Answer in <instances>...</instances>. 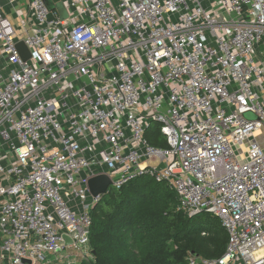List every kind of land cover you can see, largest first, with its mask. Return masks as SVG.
I'll use <instances>...</instances> for the list:
<instances>
[{"label": "built area", "instance_id": "built-area-1", "mask_svg": "<svg viewBox=\"0 0 264 264\" xmlns=\"http://www.w3.org/2000/svg\"><path fill=\"white\" fill-rule=\"evenodd\" d=\"M1 1L0 264L92 260L98 174L219 218L223 254L185 264H264V0Z\"/></svg>", "mask_w": 264, "mask_h": 264}, {"label": "trees", "instance_id": "trees-1", "mask_svg": "<svg viewBox=\"0 0 264 264\" xmlns=\"http://www.w3.org/2000/svg\"><path fill=\"white\" fill-rule=\"evenodd\" d=\"M145 138L152 146H168L156 123ZM177 205L176 193L146 174L109 189L90 212L93 259L79 264H185L189 251L221 256L227 233L219 218L207 212L187 216Z\"/></svg>", "mask_w": 264, "mask_h": 264}, {"label": "water", "instance_id": "water-1", "mask_svg": "<svg viewBox=\"0 0 264 264\" xmlns=\"http://www.w3.org/2000/svg\"><path fill=\"white\" fill-rule=\"evenodd\" d=\"M44 2L49 9L56 8L61 13L62 18L65 16L63 9H62V5L60 3L52 4L50 0H44ZM16 48L18 49L19 54L22 59H27L29 57L30 55L29 50L27 49V47L24 45L22 41H18L16 43ZM109 184H110V179L106 174H98L93 177H90L88 180V188H89V191L93 195L106 193ZM64 239H65L66 244L70 242L68 238L64 237ZM23 261L30 263V261L27 259H24Z\"/></svg>", "mask_w": 264, "mask_h": 264}, {"label": "rangeland", "instance_id": "rangeland-1", "mask_svg": "<svg viewBox=\"0 0 264 264\" xmlns=\"http://www.w3.org/2000/svg\"><path fill=\"white\" fill-rule=\"evenodd\" d=\"M64 254L69 255L70 258L75 255V253H72L68 249H66V251L64 252ZM57 257H58V255L57 256H52V262L50 264H54V260H56ZM63 263H64V257H62V258L59 257L58 260H57V262H56V264H63Z\"/></svg>", "mask_w": 264, "mask_h": 264}, {"label": "crops", "instance_id": "crops-1", "mask_svg": "<svg viewBox=\"0 0 264 264\" xmlns=\"http://www.w3.org/2000/svg\"><path fill=\"white\" fill-rule=\"evenodd\" d=\"M2 1H3V0H2ZM2 1H1V2H2ZM74 257H75V258H74ZM80 261H81L80 258L74 255L73 257L70 258V260H68V262H69L68 264H79ZM51 262H52V261H51ZM56 262H57V260H54V264H56Z\"/></svg>", "mask_w": 264, "mask_h": 264}]
</instances>
